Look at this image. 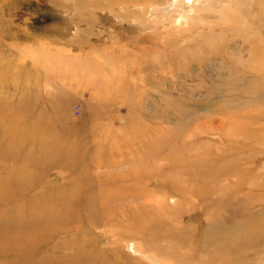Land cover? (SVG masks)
Segmentation results:
<instances>
[{
  "label": "rangeland",
  "instance_id": "374dc122",
  "mask_svg": "<svg viewBox=\"0 0 264 264\" xmlns=\"http://www.w3.org/2000/svg\"><path fill=\"white\" fill-rule=\"evenodd\" d=\"M174 1L0 0V264H264V0Z\"/></svg>",
  "mask_w": 264,
  "mask_h": 264
},
{
  "label": "bare ground",
  "instance_id": "6f19581e",
  "mask_svg": "<svg viewBox=\"0 0 264 264\" xmlns=\"http://www.w3.org/2000/svg\"><path fill=\"white\" fill-rule=\"evenodd\" d=\"M199 2H200L199 0H178V1H174V3L171 5V7H169V8H173L172 12L174 14H176V18L174 19L173 23L177 27H179L180 25H182L181 24L182 20L187 21L189 19H192V18H189V17H194V15L197 14L195 12H200L199 6H201V5H200ZM165 13L167 15L171 16L169 12H165ZM187 23L188 22H185V24H187ZM219 29H221V28H219Z\"/></svg>",
  "mask_w": 264,
  "mask_h": 264
}]
</instances>
